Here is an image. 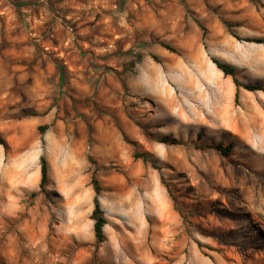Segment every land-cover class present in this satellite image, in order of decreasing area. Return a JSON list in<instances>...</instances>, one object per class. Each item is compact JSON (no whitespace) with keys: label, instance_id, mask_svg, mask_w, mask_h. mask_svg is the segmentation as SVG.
Segmentation results:
<instances>
[{"label":"rangeland","instance_id":"rangeland-1","mask_svg":"<svg viewBox=\"0 0 264 264\" xmlns=\"http://www.w3.org/2000/svg\"><path fill=\"white\" fill-rule=\"evenodd\" d=\"M259 39L264 0H0V264H264V92L213 63L264 89Z\"/></svg>","mask_w":264,"mask_h":264},{"label":"trees","instance_id":"trees-1","mask_svg":"<svg viewBox=\"0 0 264 264\" xmlns=\"http://www.w3.org/2000/svg\"><path fill=\"white\" fill-rule=\"evenodd\" d=\"M26 5H28V4H26V3L18 4V7L26 6ZM254 41L256 43H264V39H259V40H254ZM162 46L164 48H166L167 50L174 52V50L171 47H169L165 44H162ZM126 53L131 54L132 51H128ZM136 58L140 59V56H136ZM154 59H155V57H154ZM213 63L215 64L216 68L222 72V74L224 76H230L232 78V82H233L234 87H235V94H234V101L235 102L238 101L239 90L241 88L246 90V91H249V92H254V91H263L264 92V89L258 85H252L249 83H241L235 77V70L230 65H228L226 63H222L218 60H213ZM57 69H58V72L60 75L59 77H60V83H61L63 81L64 70H63V67L60 65L57 66ZM39 129H40V131H43L45 128L40 127ZM163 141L166 142V140H163ZM2 143H3L2 139L0 138V144H2ZM210 147L217 150L221 154L226 155V156L230 154L231 149H232L231 144L224 146V144L222 142H219L216 145H212ZM133 157H134V159H141L143 162L149 161V158L146 154H134ZM39 164H40L39 189L41 192H44L45 187L48 183V168H47L46 160L43 156H40ZM91 183L93 186L94 196L92 199L93 209H92V212L90 214V219L93 222L92 230H93V236L95 238V241L97 244H101L105 241L103 229H104V226L106 225L107 221H106V218L104 216V212L101 208L100 200H99V196L101 193V187H100L98 180L95 178V176H92Z\"/></svg>","mask_w":264,"mask_h":264},{"label":"crops","instance_id":"crops-1","mask_svg":"<svg viewBox=\"0 0 264 264\" xmlns=\"http://www.w3.org/2000/svg\"><path fill=\"white\" fill-rule=\"evenodd\" d=\"M107 236V235H106ZM105 241L101 244L102 246H101V250L105 253V254H107V253H109V252H113L114 250L116 251V249H115V244L113 243V241L107 236V237H105ZM105 244H106V246H105Z\"/></svg>","mask_w":264,"mask_h":264},{"label":"bare ground","instance_id":"bare-ground-1","mask_svg":"<svg viewBox=\"0 0 264 264\" xmlns=\"http://www.w3.org/2000/svg\"><path fill=\"white\" fill-rule=\"evenodd\" d=\"M105 246H106V244H105Z\"/></svg>","mask_w":264,"mask_h":264}]
</instances>
